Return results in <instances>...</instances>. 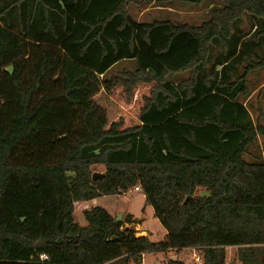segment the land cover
<instances>
[{
	"label": "trees",
	"instance_id": "16d2710c",
	"mask_svg": "<svg viewBox=\"0 0 264 264\" xmlns=\"http://www.w3.org/2000/svg\"><path fill=\"white\" fill-rule=\"evenodd\" d=\"M133 1L0 0V264H142L182 247L228 264L232 245L229 264H264V100L249 98L264 99V0H146L204 5L200 25L138 21ZM65 56L112 72L128 99L153 84L139 124L102 118L95 133ZM138 185L162 243L101 205L75 220L77 201Z\"/></svg>",
	"mask_w": 264,
	"mask_h": 264
},
{
	"label": "rangeland",
	"instance_id": "374dc122",
	"mask_svg": "<svg viewBox=\"0 0 264 264\" xmlns=\"http://www.w3.org/2000/svg\"><path fill=\"white\" fill-rule=\"evenodd\" d=\"M170 7H155V3H147L146 0H134L131 2L129 8L131 15L141 22H152L154 20H172L176 23H188L190 25H200L209 18V8L204 5L190 4L187 2L174 1L169 4ZM247 26V23L245 24ZM64 62L69 68L70 76L74 81V90L72 96L74 98H79L87 101L88 105L94 106V110L89 115V121L93 124L95 133L98 132L96 124L99 119L106 118L108 120V125L113 121H121L123 127H129L139 123L138 115L140 108L144 104V97L149 95L150 89L153 84H140L135 90L134 95L138 96L135 102L129 101L127 98L125 89L122 85L114 86L111 84L112 72L108 73L104 77L98 76L96 73L90 71L89 69L75 64L69 57H64ZM123 66H119L118 69ZM258 77V74H253L250 78L254 81ZM259 89L254 91L252 97V103L255 109L260 107V103L264 100L262 96H259ZM112 97L119 101L120 106L122 105L123 110H120L119 115L117 109L112 106L114 101L110 100ZM251 98V97H250ZM110 100V101H108ZM104 106L103 113L101 109H96L97 105L101 104ZM108 105L109 108H105ZM118 103H116V106ZM119 106V105H118ZM262 107V106H261ZM264 110V105H263ZM112 112L114 115L109 114ZM106 114V115H105ZM260 113L258 111L253 113V117L257 120ZM264 122V117H263ZM262 141L261 139H259ZM259 141V142H260ZM262 144V142H260ZM94 171L103 172L105 167L103 165H97L93 167ZM204 194L207 193L203 190ZM104 203L109 204L114 209V215L117 217L120 212H122V220L127 217L128 210L138 219L139 224L135 226L139 230L140 236L145 235L142 231L153 232L152 241L155 243H162L165 240L167 230L164 228L160 220L155 216L154 209L151 205L146 204V195L143 191H137L134 188L126 191L120 195H106L104 198ZM78 202V201H77ZM75 203V220L80 225H87V220L82 211H80V203ZM103 202H99L98 205L102 206ZM118 209V210H117ZM178 257L185 261L186 264H200L199 256H202L194 248L182 247L177 253L174 249H167L158 253L147 254L145 259V264L159 263L162 260L169 257ZM234 258V255H233ZM130 264H135L132 260Z\"/></svg>",
	"mask_w": 264,
	"mask_h": 264
},
{
	"label": "crops",
	"instance_id": "0c3cea01",
	"mask_svg": "<svg viewBox=\"0 0 264 264\" xmlns=\"http://www.w3.org/2000/svg\"><path fill=\"white\" fill-rule=\"evenodd\" d=\"M75 63V62H74ZM75 64H77V63H75ZM78 65V64H77ZM90 70V69H89ZM90 71H92V72H94L93 70H90ZM94 73H96V72H94ZM98 76H100V77H104L105 75H103V74H98V73H96ZM253 95H254V93H252V95L250 96V97H253ZM137 97L138 96H136V95H134L129 101H131V102H135V100L137 99ZM249 97V98H250ZM248 98V99H249ZM110 100L111 101H114L113 103H112V106L113 107H115V109H117V113L119 114V115H121L120 114V110L121 111H124L123 110V108L124 107H122V105L120 106V104H119V101L118 100H115V99H113L112 97H110ZM110 100H108V101H110ZM116 103H118V105L116 106ZM104 106H102V103L101 104H99V105H97V107H96V109H101L100 111H102L103 113H105L106 111H107V109H106V111H104ZM105 108H109L108 107V105H106L105 106ZM125 109V108H124ZM141 109V108H140ZM109 114H111V115H114L112 112H109ZM106 115V114H105ZM139 120V119H138ZM113 121H116V120H113ZM112 121V122H113ZM139 124V123H138ZM98 171V170H97ZM98 172H100V171H98ZM140 191V190H139ZM142 191V190H141ZM117 195H120V194H117ZM106 195H101V196H99V197H96V198H94V199H90V200H80V201H78L77 202V204H79L80 203V205H79V207H80V211H82L83 213H84V210H86V209H89V208H91L92 206H95V205H98L99 204V202H100V200H101V202H103V204H102V206L103 207H105L111 214H113L114 215V211L116 210V209H114V208H112V207H110V206H107V205H109V204H107L106 205V203H104V200H103V198L105 197ZM118 210V209H117ZM76 211L77 210H75L74 211V217H75V215H76ZM128 212V214L127 215H129V214H131V215H133L129 210L127 211ZM115 216V215H114ZM134 216V215H133ZM127 225V224H126ZM83 226V225H82ZM142 233H145V235L146 236H148L151 240H152V236L154 235V233L153 232H146V231H142ZM237 248H238V246H236V245H232V246H226V251H227V261H228V264L233 260V255L235 256V254H236V251H237ZM194 250L195 251H197L195 248H194ZM178 253V252H177ZM146 256H147V254H144L143 255V257H142V264H145V259H146ZM199 258H201V256H199ZM200 261H201V259H200ZM202 262V261H201ZM201 262H200V264H201Z\"/></svg>",
	"mask_w": 264,
	"mask_h": 264
},
{
	"label": "water",
	"instance_id": "95a60500",
	"mask_svg": "<svg viewBox=\"0 0 264 264\" xmlns=\"http://www.w3.org/2000/svg\"><path fill=\"white\" fill-rule=\"evenodd\" d=\"M104 174L102 172L94 171L92 174V179H97L102 177ZM122 219V212L119 213V215L116 217V221H120Z\"/></svg>",
	"mask_w": 264,
	"mask_h": 264
},
{
	"label": "built area",
	"instance_id": "2783aa9c",
	"mask_svg": "<svg viewBox=\"0 0 264 264\" xmlns=\"http://www.w3.org/2000/svg\"><path fill=\"white\" fill-rule=\"evenodd\" d=\"M134 189L137 190V191H139V190H141V187L138 185V186H135ZM41 257L43 258V257H45V256L42 255ZM200 259H201V258H200Z\"/></svg>",
	"mask_w": 264,
	"mask_h": 264
},
{
	"label": "bare ground",
	"instance_id": "6f19581e",
	"mask_svg": "<svg viewBox=\"0 0 264 264\" xmlns=\"http://www.w3.org/2000/svg\"><path fill=\"white\" fill-rule=\"evenodd\" d=\"M145 234V233H144Z\"/></svg>",
	"mask_w": 264,
	"mask_h": 264
}]
</instances>
